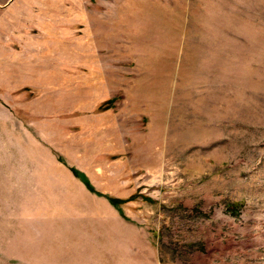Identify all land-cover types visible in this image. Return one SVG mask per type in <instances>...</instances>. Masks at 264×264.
I'll return each mask as SVG.
<instances>
[{"label": "rangeland", "instance_id": "1", "mask_svg": "<svg viewBox=\"0 0 264 264\" xmlns=\"http://www.w3.org/2000/svg\"><path fill=\"white\" fill-rule=\"evenodd\" d=\"M0 264H264V0H0Z\"/></svg>", "mask_w": 264, "mask_h": 264}, {"label": "trees", "instance_id": "2", "mask_svg": "<svg viewBox=\"0 0 264 264\" xmlns=\"http://www.w3.org/2000/svg\"><path fill=\"white\" fill-rule=\"evenodd\" d=\"M74 173L79 176L82 181L85 183V185L88 187L89 190H91L92 192L99 194L100 196H102L100 193L96 192V190L93 188V186L91 185V183L89 182V180L87 179L86 176H81L79 174V172H77L75 169H73ZM110 203L114 206H119L122 203H124L122 200L116 199V198H112V197H108Z\"/></svg>", "mask_w": 264, "mask_h": 264}]
</instances>
